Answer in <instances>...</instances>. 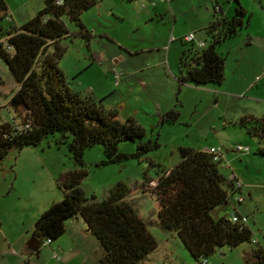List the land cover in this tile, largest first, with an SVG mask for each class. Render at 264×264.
<instances>
[{
    "label": "rangeland",
    "instance_id": "374dc122",
    "mask_svg": "<svg viewBox=\"0 0 264 264\" xmlns=\"http://www.w3.org/2000/svg\"><path fill=\"white\" fill-rule=\"evenodd\" d=\"M45 1L5 0L8 12L0 23V43L9 53L6 31L33 19L44 9ZM97 1L82 15L92 35L89 40L67 16L62 18L70 34L61 41L65 53L60 68L73 91L97 102L104 99L103 109L116 110L123 123L137 119L148 138L160 146L141 158L107 166L101 165L106 160L103 147L86 150L84 191L101 200L117 183L131 189L128 201L158 243L140 264H195L177 234L161 227L157 200L143 185L146 178L156 179L162 170L177 165L181 148H221L224 161L220 171L226 178L235 174L242 182L244 201L239 210L248 218L246 225L253 237L251 243L220 249L207 264H245L256 248L264 250V156L260 153L264 138L247 134L239 124L243 117L264 115L263 0H240L248 12L245 27L217 50L226 58L225 81L201 86L180 83V63L184 52L204 49L196 46L200 40L206 47L211 42L206 32L215 19L211 0ZM219 4L228 19L239 5L236 0H219ZM189 34L195 35L196 44L181 41ZM114 72L121 75L118 83ZM18 90L19 83L0 56V118L4 123H20L14 120L16 114L10 107ZM171 110L178 117L162 122L161 116ZM239 146L249 150L238 153ZM119 150L134 154L137 144L122 143ZM79 168L60 135L49 136L36 147L14 150L0 163L1 249L5 251L7 239L26 248L23 260L0 254V264H101L103 249L99 245L101 251H97L80 216L78 221H70L81 227L79 241L59 239L69 249L67 255L56 249L59 240L43 244L39 258L30 246L36 221L53 203L64 199L58 179ZM230 202L238 203L231 193ZM224 213L218 208L214 216Z\"/></svg>",
    "mask_w": 264,
    "mask_h": 264
},
{
    "label": "trees",
    "instance_id": "16d2710c",
    "mask_svg": "<svg viewBox=\"0 0 264 264\" xmlns=\"http://www.w3.org/2000/svg\"><path fill=\"white\" fill-rule=\"evenodd\" d=\"M236 1L239 5L231 19L223 16L222 7L216 13L217 3L213 5L215 19L206 29L211 42L202 51L191 48L183 53L180 83H224L226 58L217 52L218 47L238 35L248 15L240 0ZM97 4V0H46L44 9L33 19L6 31L12 53L0 43V56L19 83L10 107L16 114L14 120L20 123H4L0 118V163L14 150L36 147L49 136L60 135L80 168L61 175L57 184L64 199L53 203L36 221L33 238L40 244L37 254L47 240L53 243L66 234L68 220L80 216L103 249L101 264H140L158 248L156 238L128 201L132 191L126 184H115L101 200L86 194L82 187L88 176L84 154L96 146L103 147L106 160L101 165L107 166L141 158L160 145L148 138L137 119L123 123L116 110L103 109L104 99L97 102L73 91L60 68L65 53L61 41L70 34L62 18L67 16L89 40L92 35L82 15ZM7 12V3L0 0V23ZM177 117L178 113L171 110L161 116V121ZM239 124L247 134L264 138V115L243 117ZM127 142L137 144L134 154L120 152V145ZM260 153L264 156V149ZM180 157L177 165L162 170L156 179L146 178L143 185L144 191L157 200L161 227L177 234L195 264L224 247L234 249L251 243L252 231L246 224L232 223L227 213L214 216L218 208L228 207L231 192L241 193L221 173L223 161L216 162L209 151L190 148H181ZM245 264H264V250L256 248Z\"/></svg>",
    "mask_w": 264,
    "mask_h": 264
},
{
    "label": "crops",
    "instance_id": "0c3cea01",
    "mask_svg": "<svg viewBox=\"0 0 264 264\" xmlns=\"http://www.w3.org/2000/svg\"><path fill=\"white\" fill-rule=\"evenodd\" d=\"M211 2H212V4L215 2V3H217L220 7H221V5L219 4V0H211ZM214 5V4H213ZM222 11H223V14H224V10H223V8H222ZM215 13V12H214ZM254 15H255V13H254ZM259 16H260V14H259ZM260 18H261V23H262V25L261 26H263V28H264V17L263 16H260ZM251 25V24H250ZM187 36V35H186ZM184 38H181V41L183 40ZM184 42V41H183ZM200 42H204V41H202V40H200ZM184 43H186V42H184ZM157 109H158V107H157ZM167 113V112H166ZM213 147V146H212ZM204 151H209V149L208 150H204ZM236 151V150H235ZM239 178V177H238ZM243 191V190H242ZM242 191H241V194H243L242 193ZM108 193V192H107ZM231 194L233 195L234 194V196L236 197L237 195H238V193H236V192H231ZM107 196V194L106 195H104V198ZM238 205V206H237ZM241 204H236V206H234L231 202H230V204L228 205V207L227 208H225V209H221V211H223V212H225L224 214H229L230 212H232V211H237L238 213H240L241 215H243L241 212H240V210H239V206H240ZM223 216V215H222ZM221 215L220 216H218L217 215V217H222ZM74 220L75 221H78V219H77V217L76 218H74ZM71 220H68L67 222H66V227H67V232H66V234L63 236V237H70L73 241L75 240V242H78L79 241V239L81 238V233H80V231H81V227H80V225H75V224H72L73 222H70ZM90 233V239H91V241L93 242V245L94 246H96V248H97V251L98 250H100L101 248H100V244H99V242L97 241V239L91 234V232H89ZM57 244H56V249H58V251H60V252H62L64 255H67V253H68V251H69V249H67L66 248V246L64 245V242H61V240H59V241H57L56 242ZM6 248H5V251L4 250H2L1 248V245H0V254H5V255H11V256H14V257H20L22 260H23V256H24V254H25V251H26V248H25V245L24 246H21V247H16V245L14 244V242L12 241V240H6ZM53 244V243H52ZM70 247H72V245L70 246ZM99 247V248H98ZM15 248H18V250H16ZM101 251V250H100ZM39 254H37V257L39 258ZM101 257H102V255L99 257V260H101Z\"/></svg>",
    "mask_w": 264,
    "mask_h": 264
},
{
    "label": "built area",
    "instance_id": "2783aa9c",
    "mask_svg": "<svg viewBox=\"0 0 264 264\" xmlns=\"http://www.w3.org/2000/svg\"><path fill=\"white\" fill-rule=\"evenodd\" d=\"M213 4H215V2ZM215 6H216L215 12L219 14L221 12V7L219 5H217V4H215ZM183 41L186 42V43H189V44H196V37H195L194 34H189V35L184 37ZM196 46L199 49H201V48H205L206 44L204 42H198ZM114 74L116 75V83H118L119 80H120L121 75H118L115 72H114ZM248 150H249V148H245L243 146H239V147L236 148V152H238V153H245ZM209 153H211L214 156V160L216 162L224 161V153H223V150L221 148L211 147L209 149ZM229 180L231 182H233L234 188H235L236 191H242L243 184H242L240 179L235 174H232L229 177ZM236 199H237L238 204H242L243 201H244L243 194H241V193L238 194L236 196ZM228 218L234 224H247L248 223V218L246 216L241 215L237 211L230 212L228 214ZM44 244H49L50 245L52 243H51V241L47 240ZM207 261L208 260L203 259V260H201L200 263H197V264H207Z\"/></svg>",
    "mask_w": 264,
    "mask_h": 264
},
{
    "label": "water",
    "instance_id": "95a60500",
    "mask_svg": "<svg viewBox=\"0 0 264 264\" xmlns=\"http://www.w3.org/2000/svg\"><path fill=\"white\" fill-rule=\"evenodd\" d=\"M39 242L36 238H33L32 242L30 243L31 249L37 251L39 248Z\"/></svg>",
    "mask_w": 264,
    "mask_h": 264
}]
</instances>
